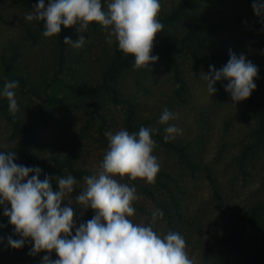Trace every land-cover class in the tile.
I'll return each instance as SVG.
<instances>
[{"label": "trees", "instance_id": "1", "mask_svg": "<svg viewBox=\"0 0 264 264\" xmlns=\"http://www.w3.org/2000/svg\"><path fill=\"white\" fill-rule=\"evenodd\" d=\"M38 2L0 0V92L6 80L19 82L15 117L0 95V151H13L18 165L42 169L39 179L49 177L53 191L59 190L58 177L76 179L61 203L63 208L70 201L74 208L72 235L95 215L91 208L81 215L75 198L86 187L84 177L100 170L109 144L105 133L145 127L155 130L152 155L160 169L153 184L114 177L135 187L139 197L129 219L151 224L161 237L181 234L187 254L199 250L194 264H264V12L257 16L252 7L264 0H160L164 27L152 49L159 59L140 69L96 22L83 33L79 24L61 25L57 36L44 37L45 21L25 20ZM109 2L101 0L105 10ZM81 35V48L64 44L65 37L75 42ZM230 50L258 70L256 89L235 105L225 91L227 79L217 81L210 96L202 75H211L210 66L221 70ZM165 108L177 118L160 124ZM189 110L197 116L187 126L179 117ZM169 125L182 134L165 142ZM5 207L10 210V202L0 205V264H42L45 255L58 259L55 251L29 255L30 238L13 249L8 238L21 237ZM156 209L163 216L152 223Z\"/></svg>", "mask_w": 264, "mask_h": 264}, {"label": "clouds", "instance_id": "2", "mask_svg": "<svg viewBox=\"0 0 264 264\" xmlns=\"http://www.w3.org/2000/svg\"><path fill=\"white\" fill-rule=\"evenodd\" d=\"M257 16L264 12V4L254 2ZM160 0H110L107 10L101 0H44L25 15L26 21H45L44 37L57 36L61 25L70 28L76 24L83 33L90 23L96 22L107 33L109 43L113 38L125 56H134L133 67L150 68L159 57L152 54L154 39L163 30L158 20ZM85 43L83 35L73 42L64 38V44L81 48ZM229 61L219 71L210 66L211 75L202 74L207 81V90L212 96L215 83L227 79L225 91L235 105L248 99L256 89L254 78L257 67L242 54L237 57L229 51ZM18 81L6 80L0 95L7 98L10 114L15 117L19 111L15 91ZM176 115L165 108L159 118L160 124H168ZM154 129L141 127L138 133L121 129L113 134L105 133L108 150L103 157L98 174L85 176L86 187L75 198L81 206V215L91 208L95 215L86 223L75 227L74 208L61 207L65 197L72 194L77 183L72 175L58 177V191H53L50 178L39 179L42 169L26 167L14 161L13 151H0V205L10 202L11 209H4L10 218L15 233L21 239L8 238L13 249H20L28 238L34 242L29 255L41 251H55L58 259L45 255L42 264H194L189 258L184 237L169 231L161 237L150 225L134 224L129 217L135 214L133 202L138 200L135 187L120 183L114 177H129L155 183L160 166L152 155L155 142ZM165 142L182 134L181 129L169 125L164 129ZM33 173L29 178V174ZM163 216L160 209L153 211L151 222Z\"/></svg>", "mask_w": 264, "mask_h": 264}, {"label": "rangeland", "instance_id": "3", "mask_svg": "<svg viewBox=\"0 0 264 264\" xmlns=\"http://www.w3.org/2000/svg\"><path fill=\"white\" fill-rule=\"evenodd\" d=\"M206 101V98H202L200 99V103H204ZM196 111L192 110V112H190V110L187 112H182L179 119L183 120L185 125H189L193 122H195V118H196ZM190 126V125H189ZM220 126H221V121L219 120L217 123H216V128H215V132H214V137L212 139V142L208 148V153H207V156L209 158H212L213 155H214V152H215V148H216V143H217V139H218V133H219V130H220ZM250 191V189H249ZM248 194V193H247ZM199 253V250H196V251H189L188 252V256L190 259L194 260L196 258V256L198 255Z\"/></svg>", "mask_w": 264, "mask_h": 264}]
</instances>
